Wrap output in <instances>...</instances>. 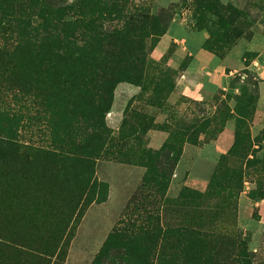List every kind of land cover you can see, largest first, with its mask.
<instances>
[{
  "label": "rangeland",
  "instance_id": "1",
  "mask_svg": "<svg viewBox=\"0 0 264 264\" xmlns=\"http://www.w3.org/2000/svg\"><path fill=\"white\" fill-rule=\"evenodd\" d=\"M25 3V20L40 24L45 5L77 0ZM101 4L108 13L103 33L124 36L104 45L86 40L94 68L106 69L101 106L78 113L69 143L92 135L96 113L106 116L110 139L93 159V183L105 189V201L88 189L77 196L73 175H59L46 156L73 157L78 146H50L47 124L32 118L17 131L26 156L0 161V264H93L133 215L135 196L142 199L138 209L165 227L180 224L245 244L251 261L264 264V0ZM74 38L73 48L85 49L84 37ZM10 97L2 88L0 105ZM230 122L234 145L218 155L214 142ZM166 146L179 161L168 167L164 193L145 181L149 160ZM189 192L201 201L186 200Z\"/></svg>",
  "mask_w": 264,
  "mask_h": 264
},
{
  "label": "trees",
  "instance_id": "2",
  "mask_svg": "<svg viewBox=\"0 0 264 264\" xmlns=\"http://www.w3.org/2000/svg\"><path fill=\"white\" fill-rule=\"evenodd\" d=\"M26 1L0 0V92L6 87L7 94H11L10 102L0 105V161L24 158L26 154L21 152L29 148L19 142L17 131L32 118L43 120L51 132L50 146H78L73 157L59 151L48 153V162L61 168L63 173L59 175H73L77 196H84L88 189V194L97 193V202H104L105 189L93 183V159L99 145H107L110 139L106 116L96 113L97 120L89 128L92 135L79 145L69 143V135L79 112L90 113L101 106L98 85L106 69L94 68L96 60L86 53V48L92 49L86 40H99L102 45L108 43V38L121 42L124 33H103L102 22L108 13L101 0H77L60 7L47 4L40 24L25 20ZM75 34L84 37L80 41L85 49L73 48ZM175 155L166 146L149 160L145 188L153 186L165 193L168 167L172 163L173 168L179 161ZM185 199L198 203L202 198L189 192ZM141 201L135 196L133 215L124 217L123 229L109 239L93 264H254L245 244L238 246V242H225L216 234L180 224L165 227L161 218L138 209ZM62 256L60 252L57 260Z\"/></svg>",
  "mask_w": 264,
  "mask_h": 264
},
{
  "label": "crops",
  "instance_id": "3",
  "mask_svg": "<svg viewBox=\"0 0 264 264\" xmlns=\"http://www.w3.org/2000/svg\"><path fill=\"white\" fill-rule=\"evenodd\" d=\"M138 91V88L136 89ZM235 141V125L233 122L227 124L226 128L221 132L219 137L214 142L215 151L218 155H224L227 151L231 149ZM199 187L197 189L206 188L207 183H198ZM193 186V185H192Z\"/></svg>",
  "mask_w": 264,
  "mask_h": 264
}]
</instances>
